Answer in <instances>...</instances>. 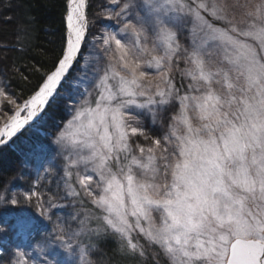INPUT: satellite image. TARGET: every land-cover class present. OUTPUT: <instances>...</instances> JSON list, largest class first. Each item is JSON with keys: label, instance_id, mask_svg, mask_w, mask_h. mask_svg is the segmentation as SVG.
<instances>
[{"label": "snow or ice", "instance_id": "snow-or-ice-1", "mask_svg": "<svg viewBox=\"0 0 264 264\" xmlns=\"http://www.w3.org/2000/svg\"><path fill=\"white\" fill-rule=\"evenodd\" d=\"M86 7L66 0L46 70L5 68L25 82L22 102L0 71V146L59 102L66 114L0 181L5 264H96L109 241L103 264H264V2L107 0L91 24ZM35 24L27 14L18 40ZM81 193L92 208L72 227L63 201Z\"/></svg>", "mask_w": 264, "mask_h": 264}, {"label": "trees", "instance_id": "trees-1", "mask_svg": "<svg viewBox=\"0 0 264 264\" xmlns=\"http://www.w3.org/2000/svg\"><path fill=\"white\" fill-rule=\"evenodd\" d=\"M250 2L256 4L264 2V0L255 2L251 0ZM9 3H11V7H8ZM95 6L96 0H87L86 12L90 24L95 14ZM65 10L66 0H0V60H3V64H0V71L5 73L4 83L10 86L9 91L21 102L27 95V86L24 81L19 79L18 74L13 75L10 71H5V68L15 63L18 67L27 65L29 69H33V66H43L46 70L61 45V38L65 29ZM29 13L36 18L35 31L32 33L33 38L27 41L18 40L17 26ZM8 17H12V19L9 20ZM20 43L28 45L27 49L23 52L13 50L11 46ZM4 48H7V51H3ZM28 74L32 76L34 83L38 73L30 70ZM177 82L179 83L178 76ZM4 104L7 106V102L4 101ZM9 111H15V105L11 106ZM49 113V119L45 122L49 128L44 130H51L53 125L63 126L62 120L66 116L63 111V102H59V107L53 105ZM1 115L3 116V113H0ZM6 118L3 116V119ZM23 142L27 145L32 144L31 139L24 134V137L16 145L0 148V181L11 180L21 171L22 159L14 147H20ZM86 201L84 200V204L80 203L85 211L92 208L90 203ZM114 246L113 241L103 244V251L93 253L91 258L96 261V264H103L101 258L106 259L111 256ZM6 261L7 255L0 252V264H5Z\"/></svg>", "mask_w": 264, "mask_h": 264}, {"label": "rangeland", "instance_id": "rangeland-1", "mask_svg": "<svg viewBox=\"0 0 264 264\" xmlns=\"http://www.w3.org/2000/svg\"><path fill=\"white\" fill-rule=\"evenodd\" d=\"M253 1L255 2V1H258V0H253ZM250 3H252V2H250ZM103 6H107V0H96V6H95V9H94V11H95L94 13L95 14H94L93 18H97V14L98 13H102ZM106 23H109V22L105 21L103 19L102 15L99 16L98 17L97 26L95 28H93L92 31H98L99 30V25L100 24H106ZM180 40H181V42H185V40H186L185 35L182 34L180 36ZM145 83L147 84V83H149V81L146 80ZM5 102H7V101H5ZM6 120H7V118L6 119H0V125H2ZM45 128H49V126L44 124L39 131L32 132V133H25V134H26V136L29 139H31V143L33 144L37 140H44L43 133L50 131V130H44ZM47 142L50 143V141H47ZM141 143L148 144V143H150V141H145V140H143V138H141ZM9 146H11V145H9ZM29 147H30V145H27L26 143L23 142L20 147L19 146L17 148L14 147V149L18 152V154L21 156V159L23 160L24 159V153L29 151ZM33 163H36V162L33 161ZM24 171H25V179L23 181H20V183H22L25 187H27L31 183L30 177L33 175V170H32V168H27V169H24ZM73 182L75 183V186L77 187V189H79V184L75 182V176L73 177ZM52 188H53V191H56L55 184H53ZM61 194H63L62 190H61ZM81 198L84 199L85 201L87 200L86 201L87 203H90L89 202L90 198H88L86 196H83V193H81V197L80 198L68 197L67 200L63 201V203H66L68 206L62 210V213H63V217L62 218L66 219L67 223L69 225H71L72 227L78 226V222L76 220H74V219H71V217L75 216L77 212H80L81 216H83L85 214V212H86L82 208V206H81V204L79 202ZM90 205H91V203H90ZM0 222H2V218H0Z\"/></svg>", "mask_w": 264, "mask_h": 264}, {"label": "water", "instance_id": "water-1", "mask_svg": "<svg viewBox=\"0 0 264 264\" xmlns=\"http://www.w3.org/2000/svg\"><path fill=\"white\" fill-rule=\"evenodd\" d=\"M0 147H2V146H0Z\"/></svg>", "mask_w": 264, "mask_h": 264}]
</instances>
